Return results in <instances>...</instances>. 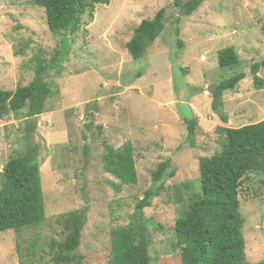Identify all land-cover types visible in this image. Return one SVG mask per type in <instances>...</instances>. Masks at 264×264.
<instances>
[{
    "label": "rangeland",
    "instance_id": "1",
    "mask_svg": "<svg viewBox=\"0 0 264 264\" xmlns=\"http://www.w3.org/2000/svg\"><path fill=\"white\" fill-rule=\"evenodd\" d=\"M160 9L163 32L133 60L126 43ZM63 40L49 32L44 10L31 1L0 0V90L27 85L34 59L50 58ZM65 45L68 57L47 77L53 94L30 138L39 149L46 217L35 229L0 233V264H49L47 245L63 239L54 219L83 209L87 220L76 257L80 264H109L111 230L127 225L136 202L159 188L143 210L149 255L151 264H175L173 227L199 191V159L225 142L217 128L264 119V69L257 73L261 88L253 85L251 71L264 58V0H203L189 16L180 14L175 0H110L96 7L92 21L84 17ZM227 47H234L239 64L223 68L218 52ZM239 73L245 78L223 96V123L211 110L210 91ZM23 127L21 116L0 119V171L22 147ZM126 142L134 148L136 185H120L105 170L104 146L117 149ZM167 159L173 176L154 183L152 174ZM260 179L247 174L238 194L246 264L264 260Z\"/></svg>",
    "mask_w": 264,
    "mask_h": 264
},
{
    "label": "trees",
    "instance_id": "2",
    "mask_svg": "<svg viewBox=\"0 0 264 264\" xmlns=\"http://www.w3.org/2000/svg\"><path fill=\"white\" fill-rule=\"evenodd\" d=\"M45 12L47 27L53 35H63L61 47L50 58L34 59V75L27 85H17L14 91L0 90V119L11 114L24 118L22 147L14 150L0 171V233L35 229L45 220L43 189L39 165L38 146L30 141L36 130V118L44 113L46 102L53 94L47 81L51 70L60 71L67 59L69 46L65 45L69 34L79 30L83 18L92 21L98 5H108L110 0H29ZM183 1V3H181ZM203 0H175L183 16L191 15ZM165 10L157 11L152 19H145L135 27L126 49L133 60L140 59L146 49L164 30ZM88 23L85 24L87 26ZM220 67L239 64L234 47L218 52ZM264 69V58L252 65L253 85L263 86L257 76ZM245 78L239 73L219 82L210 91L211 110L223 123L228 122L224 114L223 96L234 91ZM193 124L187 125V136L192 138ZM225 142L219 151L198 161L199 191L193 194L181 215L175 221L173 234L178 260L175 264H246L244 217L240 212L239 189L249 173L261 177L264 188V119L239 128L218 127ZM105 170L120 185H136L137 174L132 143L120 148L104 146ZM167 159L157 166L152 174L154 183L169 172ZM160 188L148 190L136 202L134 212L125 226L110 232L111 250L109 264H151L149 255V226L143 210L150 207ZM86 209L61 214L54 219L63 235L61 241L52 240L48 245L49 264H80L76 257L81 233L86 224ZM28 258V257H27ZM23 264H31L30 261ZM257 264H264V260Z\"/></svg>",
    "mask_w": 264,
    "mask_h": 264
}]
</instances>
